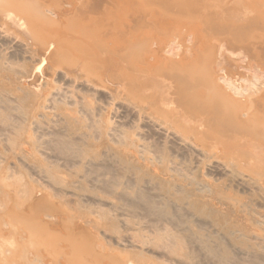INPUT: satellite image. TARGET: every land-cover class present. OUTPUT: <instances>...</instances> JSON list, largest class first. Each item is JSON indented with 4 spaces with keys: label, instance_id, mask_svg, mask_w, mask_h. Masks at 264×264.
<instances>
[{
    "label": "bare ground",
    "instance_id": "obj_1",
    "mask_svg": "<svg viewBox=\"0 0 264 264\" xmlns=\"http://www.w3.org/2000/svg\"><path fill=\"white\" fill-rule=\"evenodd\" d=\"M0 264H264V0H0Z\"/></svg>",
    "mask_w": 264,
    "mask_h": 264
},
{
    "label": "rangeland",
    "instance_id": "obj_2",
    "mask_svg": "<svg viewBox=\"0 0 264 264\" xmlns=\"http://www.w3.org/2000/svg\"><path fill=\"white\" fill-rule=\"evenodd\" d=\"M179 25H180V23H179ZM181 26H182V30H183V32H184V30H185L186 27H184L183 25H181ZM178 28H180V26H179ZM179 30H181V28H180ZM182 30H181V32H182ZM179 32H180V31H179Z\"/></svg>",
    "mask_w": 264,
    "mask_h": 264
}]
</instances>
